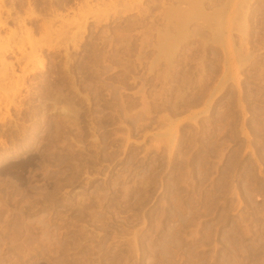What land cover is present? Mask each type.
I'll use <instances>...</instances> for the list:
<instances>
[{"label":"rangeland","instance_id":"obj_1","mask_svg":"<svg viewBox=\"0 0 264 264\" xmlns=\"http://www.w3.org/2000/svg\"><path fill=\"white\" fill-rule=\"evenodd\" d=\"M177 1L7 0L0 264H264V0Z\"/></svg>","mask_w":264,"mask_h":264},{"label":"bare ground","instance_id":"obj_2","mask_svg":"<svg viewBox=\"0 0 264 264\" xmlns=\"http://www.w3.org/2000/svg\"><path fill=\"white\" fill-rule=\"evenodd\" d=\"M12 1L13 3L15 2L17 3L20 0H12ZM253 1L255 0H243L239 8V15H240L239 29L241 31L240 33L242 35V38L245 40H247V37L249 36L248 30H249V23L251 20V14H252L251 6ZM6 2L7 0H0V29H5L8 27V21L12 17L13 13L16 14L18 18L20 17L19 8L18 9L11 8L8 10V17L4 18L3 15L6 9L5 8ZM215 2L216 0H180V2H178L179 3L178 6L175 7L173 6L170 12L171 15L173 13L172 11L175 10L174 13L177 12L179 15L178 23H176V25H173V23H171L174 26L173 29L178 28L180 37L189 38L190 35H192L190 32V28L192 26H197V29H195V33H200L203 30L208 29L209 25L213 24L212 26H215L216 22H218V17L220 15V9L218 8V3ZM112 4H116V3H112ZM112 6L115 7V5ZM34 12L35 10H33V8L30 9L29 18L35 17V19H38L39 16H37ZM170 15L168 14L169 18H171ZM172 18L174 20L176 19V17H172ZM25 22L26 19H21L19 21V26H20L19 30L17 29L11 30L10 33L11 36L17 38L18 37L31 38L35 34V30L32 28L22 30V27H25L24 25ZM43 26H44L43 27L44 30L49 27L46 23ZM1 48L2 47L0 46V49Z\"/></svg>","mask_w":264,"mask_h":264}]
</instances>
